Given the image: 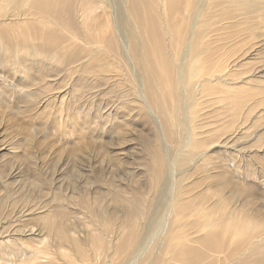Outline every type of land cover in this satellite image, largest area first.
<instances>
[{
    "label": "rangeland",
    "instance_id": "obj_1",
    "mask_svg": "<svg viewBox=\"0 0 264 264\" xmlns=\"http://www.w3.org/2000/svg\"><path fill=\"white\" fill-rule=\"evenodd\" d=\"M74 1L77 7L71 19L63 11L48 14L55 5L44 13L23 10L18 17L10 10L9 19L0 18V34L11 32L0 38V236L9 232L23 236L31 245H40L47 233L55 237L65 217L83 239L91 228L87 224L89 216L100 211L98 203L105 200L108 207H115L109 199L117 192L127 197L131 207L139 203L144 209L135 226L140 239L150 233L148 225L152 221L167 214L166 174L169 180L178 181L181 202L196 203L195 212L206 209L213 217L220 215L223 225L217 229L224 235L233 232L234 222L246 216L232 210L264 207V99L259 100L264 86H255L256 95L249 88L253 81H264V0H203L198 9L196 0H174L165 14L174 40L158 24L159 46L166 55L162 63L168 62L171 53L170 74H176L180 60L190 72L195 71L181 89L194 96L197 104L196 130L191 136L194 134L198 146L188 147L180 163L175 161L183 156L178 150L185 149L176 148L173 144L178 142L169 139L161 144L155 119L143 106L137 113L130 85L136 83L132 76L139 72L133 73L126 62L118 68L116 60L112 61L111 52H115L108 44L94 43L96 39L103 42V33H87L85 26L77 23V9L81 4L91 6L94 0ZM105 1L97 0L99 9L88 20L105 22L100 7L105 5L108 14L111 11ZM113 1L117 28L126 40V18L118 0ZM31 22L37 34L49 30L46 41L74 43L77 51L73 46L64 52L68 55L76 51L73 62L78 60L79 65L89 59L86 69L77 71V63L60 66L52 56L25 48L24 43L37 35L28 33ZM92 28L96 30L95 22ZM105 32L108 38L110 28ZM77 34L86 36V40L77 39ZM184 49L188 50L186 56ZM108 90L119 98L115 94L109 97ZM123 95L127 103L121 105L117 99ZM249 107L255 109L254 113H247ZM258 113L263 115L260 120L255 118ZM181 135L187 138L185 133ZM154 161L160 162L156 170ZM158 170L162 174L157 181L152 174ZM174 182H170L173 187L167 186L174 188ZM244 188L252 200L244 198ZM223 192L226 196L237 192L238 196L229 200ZM53 217L55 220H47ZM72 249L80 251L75 245ZM108 253L105 260L103 254L100 258L90 254L91 262L96 261L92 264H130L127 254ZM29 256L26 251L20 259ZM14 261L12 256L4 264Z\"/></svg>",
    "mask_w": 264,
    "mask_h": 264
},
{
    "label": "bare ground",
    "instance_id": "obj_2",
    "mask_svg": "<svg viewBox=\"0 0 264 264\" xmlns=\"http://www.w3.org/2000/svg\"><path fill=\"white\" fill-rule=\"evenodd\" d=\"M202 1H195L197 9ZM117 3L121 14L126 18V25L129 28L126 40L121 38L123 33L117 28L118 24L115 21L117 12H114L116 2L113 0H107L106 2L107 6L110 4V14L104 11L105 5L102 4L100 7L101 14L105 16V22L97 23L94 18L88 20V17L93 16L94 10L99 9L97 0H94L91 2V6L87 7L81 4L77 9V23L84 25L87 33L98 31L103 33V42H99L98 39L93 42L103 43L105 46L108 44L115 52H111L114 58L112 61L116 60L119 64V66L117 65L118 68H123L122 65L126 62L127 67L133 73L139 72V75L132 76V80L135 78L136 83L130 85L133 99H136V104H138L137 113H141V107L143 106L145 112L155 119L154 124L159 130V138L162 139L161 144L164 145L169 139L178 142L173 144L176 148L182 147L185 149L178 150L183 156L177 157L175 161L180 163L186 157L188 147L196 149L198 146V142L194 140V134L191 136V133H195L196 130L194 118L197 104L194 101V96L184 93L181 89L187 82L186 78L193 76L195 71L190 72L184 61L180 60V64L176 65V74H170V52L168 53V62L163 61L162 63L161 61L164 53H162L163 46L162 50L161 46H159L161 39L158 24H160L165 34L174 40L172 30L167 28L165 14L175 1L118 0ZM52 5H55V8L50 10L51 12L48 14L59 15L63 11L68 19L72 18V11L77 7L74 0H0V18L3 20L9 19L8 12L10 10L13 12L14 17L21 16L23 10H34L44 13ZM86 8L89 10L88 13ZM109 15L113 17L109 19ZM110 21L114 22L115 25L109 24ZM92 22L96 23V30H93ZM107 27L111 30L108 38L105 32ZM31 28V31L27 30L28 33L30 35L37 34L36 31L34 32L36 26L33 22H31ZM48 32L49 30H43L42 33L32 36L24 43L25 48L41 53L44 56H52L59 61L60 66L67 64L70 67L69 64L77 63L78 67L76 70L84 71L90 60L85 59L80 65L78 60L73 62L77 55L75 44L64 45L59 40L46 41L50 34ZM10 34L11 32L5 30L0 34V38L7 37ZM78 37L81 40H86V36L77 34L76 38L78 39ZM190 44H192V38L190 39ZM73 46L76 51L68 55L65 54L64 51L71 50ZM184 54L185 56L188 54L187 49H184ZM164 56L166 57L165 54ZM156 60H160V62L158 63ZM72 68L74 69V66ZM132 80H129L128 84ZM244 83L248 84V82ZM258 85L260 87L264 86V81L256 80L249 85L252 95H256L258 89L255 86ZM175 87H177L176 92ZM242 88L240 87V91H244ZM88 90H92V88ZM111 92L108 90L109 97L115 94ZM79 97L81 96L77 95L78 99ZM120 98V100L117 99L119 101L117 103L121 105L127 103L124 95L120 96ZM263 99L264 95L259 98V100ZM94 100L93 102L95 103ZM74 104L75 106L77 105L75 102ZM90 105L92 107V102ZM248 109V114H252L255 111L252 107ZM93 110L95 111V109ZM91 111L92 109L89 110V112ZM89 112L88 110L85 112L87 117ZM72 115L74 116V114ZM98 116L97 118H101L102 115L99 114ZM262 116V114L258 113L255 118L260 120ZM184 133L187 138L181 135ZM196 134L198 135V133ZM262 141H264V137ZM161 151L164 153L165 149L162 147ZM157 161H154V163ZM158 164L160 162L156 163L153 170H156ZM161 174L160 170L155 171L152 174V178L158 181ZM163 180L169 193L165 196L168 201L164 212L167 214L160 219H155L152 223L149 222L150 233L140 239H138L139 236L136 237L135 226L136 222L142 218L144 209L139 203H134L133 207H131L129 200L126 199L127 197L119 196L116 192V197L109 199L115 207L113 205V208L108 207L105 200L98 203L100 211L89 216L90 221H87V224L91 228L87 231V234L85 233L86 235L85 237L83 236V239L79 238V234H75V230L65 217L64 222L60 225L62 229H57L55 237L47 233V236L39 241L40 245H31L29 241H25L22 238L23 236L19 234V236H16V234H9L8 232V234L0 236V264L8 263L9 258L12 256L15 258L14 264H92L96 261L91 262L90 254L97 256V258L105 255V260L109 251H111L110 254L112 256L127 254L126 257L130 264H264V207H252L245 211L232 210V213L239 212L246 217H243L242 221H235L233 232H227L224 235L217 229L218 226L223 225V222H221L223 219L220 215L213 217L211 211L206 209L201 212H195L196 203L181 202L183 193L176 178L169 180V174H166ZM170 182H174V188L167 186H172ZM236 189L239 190V186H236ZM243 191L244 198L247 201L252 200L251 196L247 195L248 190L244 188ZM223 195L229 200H233L234 197L238 196V193L233 192L226 196L223 192ZM65 215L66 213L64 212ZM187 216H194L195 219L188 221ZM52 219L55 220L54 217L47 220L51 221ZM256 221L259 224L253 225ZM21 234L23 235V233ZM84 239L86 240L85 242ZM84 244L88 246L87 249L83 247ZM73 245L80 251L75 253L72 249ZM26 251H29L30 256L27 259H20L22 255L26 254ZM18 253H21V255H18ZM95 256L93 258H96ZM97 260L99 263L100 259Z\"/></svg>",
    "mask_w": 264,
    "mask_h": 264
}]
</instances>
